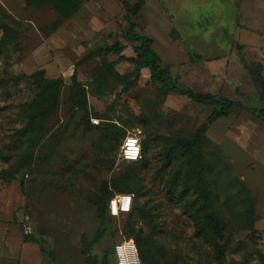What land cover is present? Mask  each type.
Masks as SVG:
<instances>
[{
  "label": "rangeland",
  "instance_id": "374dc122",
  "mask_svg": "<svg viewBox=\"0 0 264 264\" xmlns=\"http://www.w3.org/2000/svg\"><path fill=\"white\" fill-rule=\"evenodd\" d=\"M134 21L176 81L260 106L246 66L261 63L264 76V0H145ZM128 30L118 0H85L69 19L0 0V40L11 44L0 53V81L14 79L0 83V264H116L115 245L136 236L154 264H216L214 243L224 246L223 264H264V121L235 108L186 149L212 109L151 83L147 69L139 77ZM116 43L121 54L106 50ZM76 66L89 120L71 98ZM38 71L64 84L57 109L32 123L38 89L25 76ZM128 135L147 147L138 161L121 158ZM202 179L213 193L207 207L196 192L183 194ZM105 185L135 198L129 213L107 212L103 222L94 201Z\"/></svg>",
  "mask_w": 264,
  "mask_h": 264
},
{
  "label": "trees",
  "instance_id": "16d2710c",
  "mask_svg": "<svg viewBox=\"0 0 264 264\" xmlns=\"http://www.w3.org/2000/svg\"><path fill=\"white\" fill-rule=\"evenodd\" d=\"M85 0H28V3L35 9H40L42 7L51 6L55 10H57L64 19H69L75 16L81 9ZM123 9L126 12V22L129 25V30L125 34V38L129 41L135 42L137 45L134 47V61L136 65V70L138 71L139 77L141 76V70L147 69L150 72V82L154 84H159L165 91L174 92L181 96L187 97L193 103L205 107H209L212 109V113L208 117L207 121L203 124L200 131H198L195 136L191 140H187L183 142V145L186 149L191 150L196 147L200 142L201 134L206 132L211 124L217 121L219 118L226 117L230 114V112L235 108H244L248 110L251 114L256 116L257 118L264 121V76H263V65L261 63L255 65L254 67L246 66V70L251 75L255 86L259 90V101L260 106L258 108H250L242 105L239 102H234L228 98L221 97L211 93H204L192 89L188 86L181 84L173 78V75L168 67L162 64L161 58L158 53L153 48V40L149 37L142 36L136 32L137 24L134 21V18L139 14L143 6L145 5V0H138V2L131 6L129 0H118ZM61 26V22H58L55 25L52 32L56 31ZM5 31L7 32L10 28L5 26ZM11 46L6 40V37H3L0 40V53L3 49ZM106 50L109 52H114L117 54H121V47L118 43L107 46ZM101 51H95L90 53L91 56H99ZM89 55V56H90ZM90 56V57H91ZM110 66H106L109 68ZM104 68V66H103ZM105 68V69H106ZM103 69V70H105ZM26 78H30L33 80L34 84L38 89V95L36 99L31 103L29 110H33V115L31 116V122L41 123L43 122L51 113H53L58 107V99H59V91L64 84V80L62 78L57 79H47L45 77L44 71H38L31 76H25ZM19 80V77L16 78ZM99 79L101 82H106V76L100 74ZM12 80H2L0 83L7 86L10 84ZM72 82V90H71V98L74 103L80 109L84 110L86 113V118L89 120L90 107L88 102V97L85 91V88L78 81V68L77 66L74 68L73 75L71 76ZM131 89V85L125 86V91H129ZM42 106V107H41ZM38 108V110L35 108ZM97 114V113H95ZM114 128H116L114 126ZM207 138V136H205ZM147 147L142 149V154L146 155ZM192 169L198 164L197 159L193 158L190 161ZM201 182L196 186H186L183 190V194L188 193L189 191L196 192L200 198L204 199V206H209L212 201V192L209 189L208 183L204 182V180H200ZM188 183V182H187ZM170 187L174 186V183H169ZM120 192H126V189H119ZM189 192V193H190ZM117 194V193H116ZM113 191H109L108 186L105 185L101 191L100 196L96 198L94 201L95 206L98 208V216L99 218L105 222L106 221V213L112 217L110 213V201L116 195ZM182 194V195H183ZM199 211L192 213L191 217L195 222V225L198 229V234L200 237L209 238V228L207 227V223H204L200 216ZM216 236L218 239L223 236V227L219 225H215ZM134 229L132 230V232ZM103 231L100 232L96 238V240H100L103 236ZM127 239V238H124ZM135 243L137 245L139 251V257L144 264H154V258L151 255V251L148 248L141 246V241L138 236L135 238ZM215 245V260L216 264H223L224 262V246L220 243H214ZM114 254V251H113ZM89 264H98L97 259L88 258ZM103 264H108V261L105 259Z\"/></svg>",
  "mask_w": 264,
  "mask_h": 264
},
{
  "label": "built area",
  "instance_id": "2783aa9c",
  "mask_svg": "<svg viewBox=\"0 0 264 264\" xmlns=\"http://www.w3.org/2000/svg\"><path fill=\"white\" fill-rule=\"evenodd\" d=\"M96 122H98L96 120ZM133 148L136 151H133ZM142 156V143L136 135H128L122 144L121 158L128 162L140 160ZM135 195L116 194L110 201V213L118 217L120 214L131 211ZM30 227L26 229L28 233ZM116 264H141L137 245L133 239H123L114 247Z\"/></svg>",
  "mask_w": 264,
  "mask_h": 264
},
{
  "label": "clouds",
  "instance_id": "9594fccd",
  "mask_svg": "<svg viewBox=\"0 0 264 264\" xmlns=\"http://www.w3.org/2000/svg\"><path fill=\"white\" fill-rule=\"evenodd\" d=\"M133 151H136V149H135V148H133Z\"/></svg>",
  "mask_w": 264,
  "mask_h": 264
},
{
  "label": "crops",
  "instance_id": "0c3cea01",
  "mask_svg": "<svg viewBox=\"0 0 264 264\" xmlns=\"http://www.w3.org/2000/svg\"><path fill=\"white\" fill-rule=\"evenodd\" d=\"M223 118V117H222ZM220 119V118H219Z\"/></svg>",
  "mask_w": 264,
  "mask_h": 264
}]
</instances>
